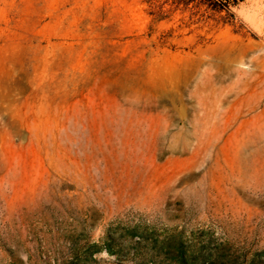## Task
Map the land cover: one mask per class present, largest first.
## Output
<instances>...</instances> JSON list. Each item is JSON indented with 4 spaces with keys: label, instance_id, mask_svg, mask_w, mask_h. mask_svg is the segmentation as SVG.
<instances>
[{
    "label": "rangeland",
    "instance_id": "rangeland-1",
    "mask_svg": "<svg viewBox=\"0 0 264 264\" xmlns=\"http://www.w3.org/2000/svg\"><path fill=\"white\" fill-rule=\"evenodd\" d=\"M245 2L0 0V264H264Z\"/></svg>",
    "mask_w": 264,
    "mask_h": 264
},
{
    "label": "bare ground",
    "instance_id": "bare-ground-1",
    "mask_svg": "<svg viewBox=\"0 0 264 264\" xmlns=\"http://www.w3.org/2000/svg\"><path fill=\"white\" fill-rule=\"evenodd\" d=\"M238 12L256 33L263 36V41L250 40L241 46L237 59L247 60L251 72L264 71V4L260 0H246Z\"/></svg>",
    "mask_w": 264,
    "mask_h": 264
},
{
    "label": "trees",
    "instance_id": "trees-1",
    "mask_svg": "<svg viewBox=\"0 0 264 264\" xmlns=\"http://www.w3.org/2000/svg\"><path fill=\"white\" fill-rule=\"evenodd\" d=\"M214 1V0H211V2Z\"/></svg>",
    "mask_w": 264,
    "mask_h": 264
}]
</instances>
